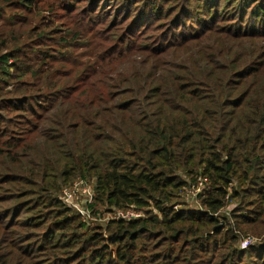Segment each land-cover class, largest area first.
Returning <instances> with one entry per match:
<instances>
[{
    "label": "trees",
    "instance_id": "obj_1",
    "mask_svg": "<svg viewBox=\"0 0 264 264\" xmlns=\"http://www.w3.org/2000/svg\"><path fill=\"white\" fill-rule=\"evenodd\" d=\"M102 1L0 0L42 23L60 2L61 43L89 50L71 63L41 49L29 57L37 30L0 31V95L51 93L13 130L0 115V204L10 203L0 207V264H237L253 250L238 240L264 236V0L237 11L240 24L198 14L196 29L185 23L191 0L170 21L171 0H128L123 20L94 14ZM164 20L167 34L152 36ZM30 100L0 109L29 113ZM76 178L95 181L93 216L96 205L152 213L89 232L52 195ZM199 184L201 211L175 210Z\"/></svg>",
    "mask_w": 264,
    "mask_h": 264
},
{
    "label": "rangeland",
    "instance_id": "obj_2",
    "mask_svg": "<svg viewBox=\"0 0 264 264\" xmlns=\"http://www.w3.org/2000/svg\"><path fill=\"white\" fill-rule=\"evenodd\" d=\"M191 6H190V11H192L194 13V17H191L190 15L188 17H186V19L188 18V20L185 21L186 25L192 26L196 29V25L194 22H192V20L195 19V21L197 20V16L198 14L200 15V17L203 18H208L214 14H216L218 16V18H223V20L225 22H220V25H227L228 24V20L233 18L232 22L230 23H237L240 24L241 21L239 20V14L241 12H243V14L246 12V10L250 7V3L248 2L249 0H191ZM208 1L209 6H205L206 2ZM103 2V3H102ZM100 2V4L98 5L96 11L94 12V14L98 13L101 14V12L103 11L106 15H109L110 20L112 19V17L115 14H119L122 20L125 19L127 17V12L125 9V5L127 4L128 0H104ZM85 3V2H84ZM84 3L80 4V7L82 8ZM242 4V5H241ZM58 9L56 11V14L53 15H48L47 13H44V20L43 23L40 21H33V18H31V16H27L24 15L22 17L24 18H28V19H32V22L30 25H25V21L24 19L18 14V12H16L15 8H13L12 6H8L6 7L4 3L0 2V9L2 10V12H4L5 16H2L1 20H0V31L4 30L3 32L5 34L8 33H15L17 35L16 39H23L25 38V33H26V29H30L32 28L33 30H37L36 31V35L32 36L30 41H27V52L26 53H30L29 57H35V55H37V51L38 49H41L43 52H48V55H56L59 57V53L63 55V60H66L65 62L67 63H71V62H77V61H87V58L84 56L87 51L84 47H83V42L81 41H76L74 40V42H79V43H75V44H71V45H67V44H62L61 39H66L67 40V27L63 25V22L65 23V18L64 16L66 15L65 12L61 11L62 9V5L60 2H58ZM187 3H184L183 0H171L170 4H168L167 9L168 11V15L166 16V20L170 21L172 20L180 11L182 6H186ZM249 10V9H248ZM240 13H238V12ZM1 14V13H0ZM76 18H78L77 13H74V15ZM250 15H247L245 17V20H247L249 18ZM1 17V16H0ZM241 17V15H240ZM12 18V19H11ZM49 19L52 24H50L49 28L48 27H44V22ZM79 19V18H78ZM166 20H164L163 22H161L160 27L157 28V31H154L152 33H156V34H152V36H156L158 33L162 36H165L167 34L168 31V22H165ZM250 20V19H249ZM78 20L76 19L75 22H77ZM131 20H129L127 22V24L130 23ZM20 25V26H18ZM187 27V26H186ZM13 28H16L17 30H21V29H25V33L23 36H20V34L15 30H13ZM165 28V29H164ZM194 28L191 30H194ZM191 30H187V31H191ZM49 31V32H48ZM49 34V38L44 39H37L38 36H41L40 34H45L47 33ZM64 36L66 38H64ZM151 36V37H152ZM171 36H169L170 38ZM13 39V40H16ZM12 40V41H13ZM26 40V39H24ZM158 41V39H156V42ZM13 45V44H12ZM20 55L22 53H19ZM24 82L29 84L32 83V79L29 76H25L23 78ZM16 81H18L17 79L15 80H11V83H15ZM33 85V84H32ZM1 88L5 91L8 92L10 89L6 88V86H1ZM25 89L28 90V92L25 95H29V97L27 98H20L22 95H20V93H17L16 96H12V95H7V96H3V94L0 95V107H9L10 105H16L17 107H21L22 103L26 100V99H31L27 104H26V111H28L29 113H21L19 112V110H13L14 112H7V111H2V109H0V115H2L3 117H7L9 118V121L11 122L10 126H9V130H13L17 123L22 122V120H19L17 117L21 116L23 117L24 120H33V117H29L30 113H38L39 111H41L43 108H45L48 105V101L51 99L50 96V92H37L34 90H31V85L30 86H26ZM19 115V116H18ZM3 128L2 130L4 131L7 127L6 125H1ZM18 127V126H17ZM23 127V126H22ZM29 126H26V129L28 130ZM16 131V130H15ZM3 158H0V162L2 163ZM89 179V178H88ZM90 181L87 182V184L90 187H95V181L94 179H89ZM77 181H80L79 178H76L74 180L69 181L66 186H64L62 183H60V181H58L57 183V187L60 188V190L58 191H54L52 192V195H54L55 197H57L65 206L66 209H68L71 213V215H78L81 220V222H85L84 224L86 225V227L89 229L88 231H93L99 230V232L103 233V227H105L109 222L110 219L115 218L117 215H124L127 216L129 218H134V216L139 215L141 218H145L149 216V213H152L153 208H149V209H143V210H138L133 208H130L129 210H113L116 211L117 213H103V209H101L100 205H96L95 208H93L94 213H102L101 217H96L95 215L88 218V217H83L80 214L79 211H81V207L78 206V201L82 199V191L81 190H75L73 191L71 194H69V197L66 198L67 201H69L70 203H72L73 205L71 206L69 203H67L64 199L63 194H61V190L65 187H70L71 185H73L74 183H76ZM85 182V181H84ZM194 191V190H193ZM197 192H192L190 190H187L186 192H184V194L182 195V197L180 198V204L179 206L176 207V209H182L185 211H194L195 209L198 210L199 208V203L200 200H198L197 198L194 199L193 194H195ZM7 205H10V203H4V204H0V207H7ZM233 205V204H232ZM92 207V206H91ZM132 209V210H131ZM230 206L227 207L226 210H224V213H222L221 216H226L227 212L229 211ZM92 213V210H90ZM120 211V212H119ZM130 211V212H128ZM225 214V215H224ZM140 218V219H141ZM87 219V220H86ZM250 236L253 237V245L250 246L251 252L249 255H247V257H244L243 259L238 260L236 263L237 264H260V260H258L257 258H255V255L258 251V249L260 248L261 244L264 243V236L261 237H255L254 235L249 234ZM243 236V234H242ZM33 241V240H32ZM242 241V239L240 238L236 244L237 248L240 245V242ZM142 243V242H141ZM25 245H27V243H24ZM205 258V256H203ZM264 258V256H263ZM200 260H203V258L197 260L195 263L199 264V262H202ZM194 264V263H193ZM262 264V263H261Z\"/></svg>",
    "mask_w": 264,
    "mask_h": 264
},
{
    "label": "built area",
    "instance_id": "obj_3",
    "mask_svg": "<svg viewBox=\"0 0 264 264\" xmlns=\"http://www.w3.org/2000/svg\"><path fill=\"white\" fill-rule=\"evenodd\" d=\"M200 186L201 185L199 184L198 188L195 189L194 191L193 190H190L192 192H197V193L193 194L194 199L197 198V195L200 192V189H199ZM75 190H81L82 191V199L79 200L78 203H77L78 206H80L81 209H82L81 211H79L80 214L82 215V218L86 216L88 218L90 217V219H91L92 214H91V211H90V206L93 205L94 199H95V191H94V188L93 187H90L86 182H84L82 180L77 181L76 183H74L70 187L63 188L61 190V194H63L65 201L67 203H69L71 206L73 204L70 203L69 201H67L66 198L69 197V194H71ZM198 206H199L198 210L195 209L194 211H201L200 205H198ZM135 209H137V208H135ZM174 209L177 210L176 207ZM138 210H142V209H138ZM128 212H130V211H128ZM112 213H117V212L112 210V212L110 214H112ZM153 213L157 215L156 212H153ZM138 218H141V217L139 215H136L132 219V218H129V217L124 216V215H117L115 218L110 219V221H113V220L114 221H118V220H135V219H138ZM251 245H253V240L250 239V238H246V239H244V240H242L240 242V245L238 246V248L240 250H245L248 247H250Z\"/></svg>",
    "mask_w": 264,
    "mask_h": 264
}]
</instances>
